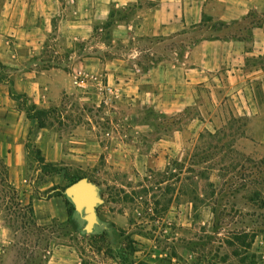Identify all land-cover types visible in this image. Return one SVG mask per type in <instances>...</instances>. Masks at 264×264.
Returning <instances> with one entry per match:
<instances>
[{"label": "rangeland", "instance_id": "rangeland-1", "mask_svg": "<svg viewBox=\"0 0 264 264\" xmlns=\"http://www.w3.org/2000/svg\"><path fill=\"white\" fill-rule=\"evenodd\" d=\"M38 1L39 14L33 16H42L47 29L37 38L41 51L35 59L44 62L39 64L43 68L71 74L78 91L57 105H36L50 112L44 122L61 135L78 128L85 131L101 147V157L83 169L42 164L41 153L28 143L31 198L60 197L69 218L39 223L34 211V227L23 212L20 218L13 213L20 212L18 201L2 197L0 264H48L60 249L74 252L81 264H264V150L248 153L250 118L234 117L228 104L220 110L225 118L221 116L222 127L214 138L207 131L195 140L186 134L184 143L164 156L166 139L176 140V131L192 127L197 106L166 115L139 94L118 89L164 61L181 64L192 45L203 39L247 36L252 25L264 20L262 14L225 23L207 13L201 24L187 26L183 37L126 35L118 40L117 24L132 23L138 12L158 2L112 3L102 13L108 19L99 23L91 22L96 7L84 8L79 0ZM84 9L86 33H70L67 21L76 22ZM112 14L115 24L107 31ZM258 61L264 65V59L252 63ZM10 76L0 69L1 78ZM201 104L210 107L207 92ZM75 178H85L99 189V225L94 233L86 232V222L65 194ZM180 207L184 212L177 222L175 210Z\"/></svg>", "mask_w": 264, "mask_h": 264}, {"label": "crops", "instance_id": "crops-1", "mask_svg": "<svg viewBox=\"0 0 264 264\" xmlns=\"http://www.w3.org/2000/svg\"><path fill=\"white\" fill-rule=\"evenodd\" d=\"M138 1L79 0L84 8L96 7L91 22L99 23L108 19L102 13L112 3L126 6ZM147 1L158 3L153 9L138 12L132 23L117 24L114 27L116 39L121 40L126 35L183 37L187 26L201 24L207 13L225 23L256 17L250 14L259 13L264 17V0ZM39 3L38 0H4L0 10V62L6 67L5 71L11 73L8 80L0 77V159L7 166L10 182L21 201L27 204L32 201L37 221L42 223L56 218L63 222L69 216L60 197L48 201L31 198L28 143L40 151L46 163L63 164L72 169L96 164L101 157V147L81 128L68 136L61 135L55 127L40 128L20 110L10 94V80L14 81L13 89L17 93L27 94L32 102L42 106L46 103L57 105L64 96L78 91V82L71 74L56 67L43 68L39 64L44 62L35 59L41 51L37 38L46 35L47 29L42 16H33L39 14ZM86 12L84 9V16H79L76 22L67 21L70 33H86ZM246 35L229 40L203 39L192 45L181 64L169 65L164 61L145 73L142 79H127L118 85L121 91L125 87L123 93L139 94L166 115L197 106L198 115L193 118L192 127L176 131V140L166 139L164 156L173 153L179 143L183 144L186 134H191L195 140L203 131H220L222 126L218 122L222 123L221 116L225 118L220 110L228 104L234 117L250 118L245 140L252 150L248 153H253V148L264 150V65L259 61L252 63L254 59H264V20L252 25ZM204 92L208 94L209 108L201 104ZM182 212L183 207L175 210L176 221ZM76 256L74 252L60 249L52 254L48 264H81Z\"/></svg>", "mask_w": 264, "mask_h": 264}, {"label": "trees", "instance_id": "trees-1", "mask_svg": "<svg viewBox=\"0 0 264 264\" xmlns=\"http://www.w3.org/2000/svg\"><path fill=\"white\" fill-rule=\"evenodd\" d=\"M114 24H115V21H113V14H112L110 16L108 23L104 27V29H106L107 31H109V30L111 31ZM108 35L111 38V32L110 33L108 32ZM0 69L6 70V67L1 62H0ZM0 81H2V80L0 79ZM9 84L12 88L10 91V94L18 102L20 110L25 111L28 118L35 120L38 123V126L40 128H46L47 125L44 122V118L48 117L50 112L46 109H40L35 103H33L31 101L30 97L27 94L17 93L13 89V87H14V81L13 80H10ZM207 133L211 138H214L218 132L213 134L212 132L207 131ZM202 137H203V133L201 134L200 138H202ZM37 153H40V151H37ZM39 162L42 164L46 163L44 158H41L39 160ZM80 179H82V178H75L74 180L69 182V185L77 182ZM60 196H62V197L64 196L63 192H61ZM2 197H6L8 200L10 199L13 201H18V206H19L20 212L19 213L13 212V213H15V216L20 218L21 213L23 212L24 213L23 216L29 217L32 220L31 224L34 225V227H37V224H35V220H34V208H33L32 201H30L26 205L21 203L22 201H21V198L19 196L17 189L10 182L8 168L5 165V163H3V161L0 159V199ZM257 197H259V193L257 194ZM65 203L70 209L71 207H70L69 200L66 198H65ZM263 205H264V203H263ZM236 239L238 242L243 240V238H241V237H237Z\"/></svg>", "mask_w": 264, "mask_h": 264}, {"label": "water", "instance_id": "water-1", "mask_svg": "<svg viewBox=\"0 0 264 264\" xmlns=\"http://www.w3.org/2000/svg\"><path fill=\"white\" fill-rule=\"evenodd\" d=\"M65 194L73 203L76 213L86 222V232L94 233L99 225L97 209L101 203L98 187L82 178L69 185Z\"/></svg>", "mask_w": 264, "mask_h": 264}]
</instances>
